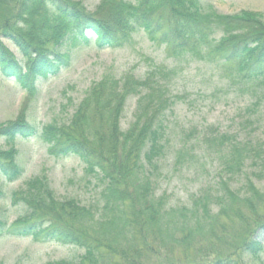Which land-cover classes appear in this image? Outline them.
Masks as SVG:
<instances>
[{
  "label": "trees",
  "instance_id": "obj_1",
  "mask_svg": "<svg viewBox=\"0 0 264 264\" xmlns=\"http://www.w3.org/2000/svg\"><path fill=\"white\" fill-rule=\"evenodd\" d=\"M107 1L105 11L91 14L65 0H0V42L10 41L24 58H33L30 68L25 70L23 63L15 62L1 42L0 73L14 78L28 94L35 96L39 78L57 76L70 66L68 53L61 52L66 42L71 41V47L90 45L91 32L100 50H115L130 44L141 28L151 40L164 38L176 59L191 57L229 64L237 67L243 81L264 77V22L257 15H224L211 6H203L200 0ZM40 2L53 10L33 18L35 23L44 19L49 32L45 40L49 43L30 48L19 30L32 18L31 5ZM52 41L57 48L51 45ZM122 80L106 79L95 84L68 125H46L39 135L36 126L22 119L0 131L1 136L12 139L39 135L50 147L52 157L80 158L88 167L86 174L98 177L104 185L105 207L99 220L93 216L90 219L94 208H81L75 201L46 200V195L31 200L28 195L24 200L34 201L33 206L37 202L47 204L43 213L34 214V221L21 216L13 224L0 218V238L74 245L85 251L78 264H102V250L118 251L116 248L126 239L128 243L122 252L130 249L131 253H140L142 247L148 246L150 237L164 245L186 249H198L211 241L209 253H202L208 254V258L214 253L219 259L195 264H244L236 258L239 254L260 255L264 249V190L251 178L243 188L234 190L232 180L245 174L249 162L251 167L264 169V142L243 141L240 136L223 133L216 127L186 130L176 150L177 164L189 158L217 156L221 163L218 193L202 194L192 206L170 207L165 197L156 195L154 176L159 171V161L172 145L168 112L173 111L174 101L167 99L158 85H149L156 90L142 93L146 81ZM130 99L137 100V112L134 122L124 131L120 120ZM104 130L108 137L106 148L98 138ZM15 157L14 151L0 149V172L10 182L24 174ZM254 177L262 180L264 173L260 171ZM126 205L130 207L129 217L125 214ZM77 221L82 222L80 228L74 224ZM240 221L245 230H240L243 235L239 243L235 241V250L219 252L221 246L216 243H227L232 238L227 229Z\"/></svg>",
  "mask_w": 264,
  "mask_h": 264
},
{
  "label": "rangeland",
  "instance_id": "obj_2",
  "mask_svg": "<svg viewBox=\"0 0 264 264\" xmlns=\"http://www.w3.org/2000/svg\"><path fill=\"white\" fill-rule=\"evenodd\" d=\"M79 7H84L88 13L98 14L109 6L107 0H65ZM203 6L213 8L224 15H241L249 13L257 15L264 22V0H200ZM31 17L19 30L28 41L30 48H40L49 43L48 27L44 19L35 23L34 17L41 13H53V10L43 4H34ZM90 45L71 47L72 42L62 47L61 52H67L70 66L63 69L58 76L39 78L37 92L31 96L17 84L13 78L7 79L0 73V131L5 126L25 119L31 126L38 127L41 132L46 125L70 124L82 101L89 95L95 84L112 80H130L129 82L146 81L142 93H148L157 86L164 89L166 98L174 101L173 111H169V133L172 145L169 153L159 161V171L154 176L156 195L165 197L170 207L192 206L196 197L207 192L216 195L218 174L221 172L217 156L186 159L181 164L176 162V150L186 130L196 127H216L223 133L238 135L243 141L253 144L264 142V77L253 81H243L236 68L229 64H219L211 60H193L190 58L176 59L170 54L165 39L151 40L144 29L139 28L133 41L124 48L115 50H100L95 44L94 35ZM48 41V42H47ZM11 52L14 61L23 63L25 70L32 64L33 58H24L15 45L6 40L1 41ZM0 42V45H2ZM53 47L54 41L50 42ZM40 46V47H39ZM51 47V46H50ZM4 48V49H5ZM124 81V80H122ZM136 99H130L123 118L120 120L124 131L134 122L136 114ZM104 130L98 136L106 148L108 137ZM103 137V138H101ZM108 145L107 150H109ZM0 149L15 152L17 165L24 170L18 180L10 182L0 172V218L13 224L21 216H29L36 220L39 212L47 206L45 202H37L38 195L68 203L75 201L81 208L91 209L92 216L99 220L104 211L105 201L102 197L104 185L98 177L87 175L85 164L80 158H55L50 155V147L41 137L29 139L6 137L0 135ZM245 174L232 180V189L238 190L252 179L259 189L264 190V178L254 177L263 166L251 167L249 162ZM219 169V170H218ZM227 181V179L225 178ZM41 181L42 184L39 182ZM29 195L30 199H24ZM40 197V196H39ZM16 204L13 205V202ZM36 203V204H37ZM49 205V204H48ZM126 216L131 212L126 205ZM169 207V206H168ZM69 209V207H67ZM216 211V208H215ZM36 214V215H34ZM68 220V219H67ZM70 220V219H69ZM71 223L72 220H70ZM74 224L79 228L82 222ZM89 224V222H88ZM90 225V224H89ZM228 234L232 236L227 243H216L220 250L231 252L240 242L242 221L231 226ZM241 230V231H240ZM128 238V237H127ZM146 238V235H145ZM149 238V237H147ZM125 239V238H124ZM124 240L118 251L103 249L102 264H195L217 260L215 254L208 258L209 243L203 247L183 248L171 244H162L150 237L148 246L142 247L140 253H131ZM141 244V240H137ZM264 242V241H263ZM233 243V244H232ZM200 249H203L201 251ZM85 251L74 245L64 246L53 242L36 243L31 238H0V264H49L50 262L68 261L78 264ZM244 264H264V249L258 256L238 255Z\"/></svg>",
  "mask_w": 264,
  "mask_h": 264
}]
</instances>
